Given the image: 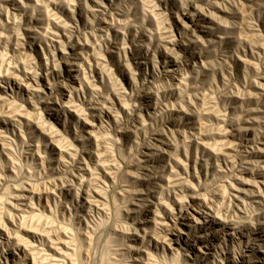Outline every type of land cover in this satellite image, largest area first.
<instances>
[{
	"label": "rangeland",
	"instance_id": "rangeland-1",
	"mask_svg": "<svg viewBox=\"0 0 264 264\" xmlns=\"http://www.w3.org/2000/svg\"><path fill=\"white\" fill-rule=\"evenodd\" d=\"M0 264H264V0H0Z\"/></svg>",
	"mask_w": 264,
	"mask_h": 264
},
{
	"label": "bare ground",
	"instance_id": "bare-ground-1",
	"mask_svg": "<svg viewBox=\"0 0 264 264\" xmlns=\"http://www.w3.org/2000/svg\"><path fill=\"white\" fill-rule=\"evenodd\" d=\"M189 216H190V214L189 213H187Z\"/></svg>",
	"mask_w": 264,
	"mask_h": 264
}]
</instances>
